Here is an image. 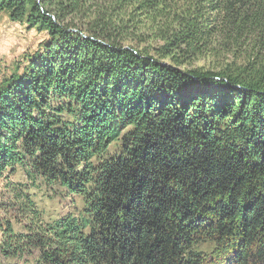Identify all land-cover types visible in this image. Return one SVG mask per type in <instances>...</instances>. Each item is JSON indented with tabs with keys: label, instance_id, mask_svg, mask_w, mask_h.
Masks as SVG:
<instances>
[{
	"label": "trees",
	"instance_id": "16d2710c",
	"mask_svg": "<svg viewBox=\"0 0 264 264\" xmlns=\"http://www.w3.org/2000/svg\"><path fill=\"white\" fill-rule=\"evenodd\" d=\"M4 11L48 44L0 82V179L27 162L32 180L82 199L79 215L27 235L0 227L5 254L264 264V0H0ZM218 49L230 53L219 67L180 69Z\"/></svg>",
	"mask_w": 264,
	"mask_h": 264
},
{
	"label": "rangeland",
	"instance_id": "374dc122",
	"mask_svg": "<svg viewBox=\"0 0 264 264\" xmlns=\"http://www.w3.org/2000/svg\"><path fill=\"white\" fill-rule=\"evenodd\" d=\"M48 39L38 26L30 28L26 17L11 21L7 12L0 13V82L14 73L21 74L29 67L35 56L45 51ZM37 56V57H38ZM36 57V58H37ZM230 59V53L223 50L205 52L201 56L187 60L180 69H215ZM167 62V60H164ZM119 141L109 145L114 152ZM30 164H17L7 169L0 179V227L10 224L17 235H27L28 227L48 225L67 215L77 216L82 211V199L56 184H46L40 178H30ZM35 224V226H33ZM2 232L0 230V264H35L38 250L25 248L15 254H5L1 250ZM214 244L203 242L194 249L202 253L208 262ZM212 263V262H211Z\"/></svg>",
	"mask_w": 264,
	"mask_h": 264
}]
</instances>
